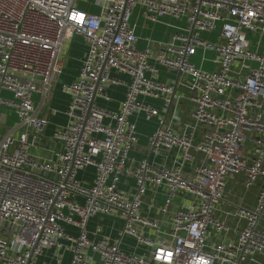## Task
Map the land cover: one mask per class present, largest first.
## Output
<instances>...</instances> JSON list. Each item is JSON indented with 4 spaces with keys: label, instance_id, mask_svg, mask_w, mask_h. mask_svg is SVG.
Masks as SVG:
<instances>
[{
    "label": "built area",
    "instance_id": "1",
    "mask_svg": "<svg viewBox=\"0 0 264 264\" xmlns=\"http://www.w3.org/2000/svg\"><path fill=\"white\" fill-rule=\"evenodd\" d=\"M137 6L151 22L171 17L186 28L156 55L139 50L130 24ZM217 31V41L203 37ZM249 35L264 37V0H0V109L17 117L0 136V264H35L53 247L68 251L70 264H97L95 256L100 264H264V44L253 50ZM76 36L87 53L77 78L61 84L68 122L53 132L59 148L40 157L32 149L47 139L49 120L34 96L42 106L61 83L64 46ZM207 53L213 72L192 61ZM161 69L176 79L160 82ZM113 73L131 78L118 112L97 102L122 84ZM178 88L193 103V123L181 132L173 128ZM148 99L162 100V109ZM143 116L158 121L150 153L176 151L173 165L149 158L131 165ZM255 133L248 161L243 145ZM88 168L95 171L90 185L78 178ZM240 174L247 190L261 181L257 205L237 207L233 216L245 227L236 240L213 242L230 230L218 211L228 179ZM151 187L165 191L158 213L171 215L168 230L144 211ZM177 198L183 204L173 210ZM99 214L124 221L117 238L88 235ZM124 238L143 252L123 251Z\"/></svg>",
    "mask_w": 264,
    "mask_h": 264
},
{
    "label": "crops",
    "instance_id": "2",
    "mask_svg": "<svg viewBox=\"0 0 264 264\" xmlns=\"http://www.w3.org/2000/svg\"><path fill=\"white\" fill-rule=\"evenodd\" d=\"M130 24L134 27L136 35L139 37L137 48L139 50L150 49L154 55L161 51L162 46L170 42L171 37L178 33H183L186 28L184 20L180 21L171 17L160 18L158 22H151L144 16V9L137 6L131 16ZM203 37L209 41H217L219 38V31L215 33H205ZM252 49L255 50L258 45V41L264 44V37L260 38L258 35H249ZM87 53V45L82 37L76 36L72 40L67 41L64 46L63 52V73L61 77V83L55 86L48 97L47 101L41 106L42 97L39 94L34 96V101L39 109L47 116L49 120V127L47 129V139L39 144H36L32 149L35 155L40 157H47L50 151L58 149L57 145L52 139L53 132L56 128L65 126L68 122L66 111L69 105L70 98L64 94L61 90L62 83H72L78 76L82 61ZM198 55L192 59L197 68L205 71L213 72L216 70V64L212 62L214 58L213 53H207L204 56ZM155 65V62L152 61ZM113 75L119 79L122 84L113 85L107 91V99H98L100 107L112 112H118L120 110V104L125 99L127 86L131 82V78L126 74ZM157 79L163 83H172L176 77L164 69H161L157 75ZM175 93L181 96L177 109L179 110L180 120L173 123V128L179 132L184 131L187 127L192 125V110L193 103L189 100V92L184 88L176 89ZM9 95L8 93H4ZM10 97V95H9ZM147 102L158 109H162L163 101L156 99H148ZM175 108V105L173 106ZM173 109H171V112ZM263 113H264V101H263ZM17 123V117L10 109H0V136H3L10 132V130ZM158 125L157 119L147 120L144 116L138 122V134L139 143L131 153V165L136 168L138 163L145 158H149L150 161L157 165H173L180 156L176 151H163L160 155L155 156L150 153L148 142L151 135L155 132ZM258 136V134H252L249 139L243 145V156L248 161L254 160V148L255 144L251 140L252 137ZM202 156H197V162L202 161ZM95 171L93 168H88L85 171H81L78 178L87 184H92L94 180ZM246 176L244 174L230 177L227 181L226 190L223 200L220 203L218 217L228 227L229 232L225 234H217L213 239V242L230 243L238 237L240 231L245 227L244 221H239L233 216L238 206H243L247 209H254L257 205V196L260 190L261 181L256 183L251 189L245 188ZM134 186V181H130V186H124L125 189H131ZM165 198V191L163 188L151 187L144 198V211L150 218L159 220L163 230L170 228L169 220L171 215L161 216L158 213V208L162 205ZM151 204H154V208L151 209ZM183 199L177 198L173 204V210L182 206ZM124 226V221L118 216L111 215H96L89 219L87 223V232L91 238H100L107 236L110 238H117ZM66 232L71 234H77L78 231L74 227L63 224ZM261 227L264 228V221L261 222ZM122 249L126 253L141 254L143 248L136 247V242L132 238H124ZM71 255L68 251L59 250L55 247L44 249L43 253L37 258L35 264H70ZM95 261L100 264L99 258L95 256Z\"/></svg>",
    "mask_w": 264,
    "mask_h": 264
},
{
    "label": "rangeland",
    "instance_id": "3",
    "mask_svg": "<svg viewBox=\"0 0 264 264\" xmlns=\"http://www.w3.org/2000/svg\"><path fill=\"white\" fill-rule=\"evenodd\" d=\"M2 96L5 97V98H10L9 95L4 94V93L2 94Z\"/></svg>",
    "mask_w": 264,
    "mask_h": 264
},
{
    "label": "trees",
    "instance_id": "4",
    "mask_svg": "<svg viewBox=\"0 0 264 264\" xmlns=\"http://www.w3.org/2000/svg\"><path fill=\"white\" fill-rule=\"evenodd\" d=\"M90 10L93 12H98V10L96 8H91Z\"/></svg>",
    "mask_w": 264,
    "mask_h": 264
}]
</instances>
